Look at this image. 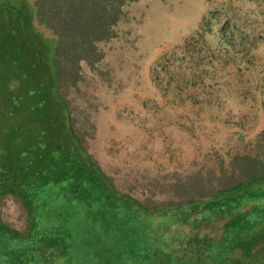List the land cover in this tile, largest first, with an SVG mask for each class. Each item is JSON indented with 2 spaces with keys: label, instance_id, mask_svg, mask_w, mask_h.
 I'll list each match as a JSON object with an SVG mask.
<instances>
[{
  "label": "rangeland",
  "instance_id": "374dc122",
  "mask_svg": "<svg viewBox=\"0 0 264 264\" xmlns=\"http://www.w3.org/2000/svg\"><path fill=\"white\" fill-rule=\"evenodd\" d=\"M68 67L73 126L117 190L176 199L229 179L242 154L264 161V0H127L93 58ZM50 186L36 217L58 245L0 252V264H264L255 237L212 235L199 249L170 237L155 250L151 234L143 252L122 214L109 222L96 201L79 212ZM0 217L24 227L16 196H1Z\"/></svg>",
  "mask_w": 264,
  "mask_h": 264
},
{
  "label": "trees",
  "instance_id": "16d2710c",
  "mask_svg": "<svg viewBox=\"0 0 264 264\" xmlns=\"http://www.w3.org/2000/svg\"><path fill=\"white\" fill-rule=\"evenodd\" d=\"M125 1L0 0V198L16 196L25 217L21 229L0 217V252L58 245L36 217L49 185L79 212L96 201L109 205V222L122 214L125 235L143 252L152 235L155 250L170 237L186 249L218 234L264 238L263 160L242 154L229 179L150 203L117 190L82 145L62 91L68 64L93 58Z\"/></svg>",
  "mask_w": 264,
  "mask_h": 264
}]
</instances>
